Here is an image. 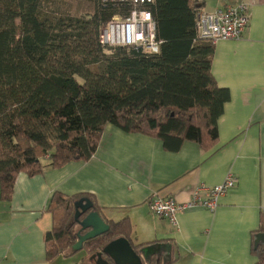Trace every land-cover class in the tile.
Listing matches in <instances>:
<instances>
[{"label":"trees","instance_id":"trees-1","mask_svg":"<svg viewBox=\"0 0 264 264\" xmlns=\"http://www.w3.org/2000/svg\"><path fill=\"white\" fill-rule=\"evenodd\" d=\"M83 1L91 11L69 15L57 12L55 0H0L2 201H10L20 173L32 177L90 160L108 125L154 137L170 152L186 141L204 150L217 142V122L230 93L211 73L214 43L198 38L204 1H152L157 54L100 42L102 27L130 15L131 0ZM84 198L100 215L90 195H52L47 212L53 224L44 235L47 264L76 254L75 202ZM104 222L109 230L83 244L86 256L117 238L136 252L142 248L131 243L127 218ZM255 233H264L262 216ZM251 252L255 264H264L263 246Z\"/></svg>","mask_w":264,"mask_h":264},{"label":"crops","instance_id":"crops-1","mask_svg":"<svg viewBox=\"0 0 264 264\" xmlns=\"http://www.w3.org/2000/svg\"><path fill=\"white\" fill-rule=\"evenodd\" d=\"M203 1L206 12L244 2L249 14L241 39L214 43L211 73L230 93L216 144L204 150L186 141L170 152L154 137L108 125L87 162L18 174L10 201L0 199V264H47L44 235L53 224L47 208L56 192L92 196L104 221L127 218L134 246L169 245L168 262L152 256L151 264H255L251 251L264 217V0H212L208 9ZM229 173L236 185L212 212L189 209L172 228L148 209L155 195L186 202L199 185L219 186ZM74 256L52 264L97 257L74 263Z\"/></svg>","mask_w":264,"mask_h":264},{"label":"built area","instance_id":"built-area-1","mask_svg":"<svg viewBox=\"0 0 264 264\" xmlns=\"http://www.w3.org/2000/svg\"><path fill=\"white\" fill-rule=\"evenodd\" d=\"M153 0H131L133 10L127 18L114 17L102 27L100 42L105 47H128L144 53L157 54L160 43L156 40V26L148 6ZM249 24L248 7L244 2L227 5L211 12L201 11L197 16L198 38L212 43L241 39ZM236 185V178L229 173L216 187L199 185L186 202L171 197L153 196L148 201L150 213L177 227V216L192 208H204L210 212L218 205V199Z\"/></svg>","mask_w":264,"mask_h":264},{"label":"water","instance_id":"water-1","mask_svg":"<svg viewBox=\"0 0 264 264\" xmlns=\"http://www.w3.org/2000/svg\"><path fill=\"white\" fill-rule=\"evenodd\" d=\"M75 209L73 222L79 227L80 232L77 233V242L72 247L73 253L81 251L85 242L95 239L109 230V226L88 199L84 198L75 202ZM83 214H86V216L80 220ZM81 231H86V233L81 234ZM258 246H264V233H258L254 236V249H257ZM169 250V245L154 244L141 248L136 252L127 240L118 238L109 242L100 251L93 254L92 257L97 256L105 264L111 263L102 259L103 255L107 259L112 260V264H151V257L157 256L162 258L163 263H166L169 260L167 259L168 256H166L169 255ZM156 260L157 263L160 261V259Z\"/></svg>","mask_w":264,"mask_h":264},{"label":"rangeland","instance_id":"rangeland-1","mask_svg":"<svg viewBox=\"0 0 264 264\" xmlns=\"http://www.w3.org/2000/svg\"><path fill=\"white\" fill-rule=\"evenodd\" d=\"M209 4H213L212 0H208V6H206L207 9L210 8ZM52 6L57 12L67 13L69 15H83L88 14L91 11V5L83 0H55ZM83 256H86L84 251L77 252L73 258V262L80 263ZM82 263L91 264L89 259H85V257Z\"/></svg>","mask_w":264,"mask_h":264},{"label":"flooded vegetation","instance_id":"flooded-vegetation-1","mask_svg":"<svg viewBox=\"0 0 264 264\" xmlns=\"http://www.w3.org/2000/svg\"><path fill=\"white\" fill-rule=\"evenodd\" d=\"M75 230H76V233L80 232L79 227H77V229H75ZM81 232H84V231H81ZM105 258H107V257L105 256ZM105 260H107L111 264L113 262L112 260H109V259H105ZM89 261L91 264H105L102 260L98 259L97 257H95L93 259H89Z\"/></svg>","mask_w":264,"mask_h":264}]
</instances>
